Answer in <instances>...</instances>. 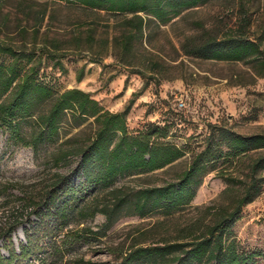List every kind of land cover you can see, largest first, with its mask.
<instances>
[{"label":"rangeland","instance_id":"rangeland-1","mask_svg":"<svg viewBox=\"0 0 264 264\" xmlns=\"http://www.w3.org/2000/svg\"><path fill=\"white\" fill-rule=\"evenodd\" d=\"M29 1L34 11L47 9L54 19L46 18L37 38L30 30L28 49L39 52L54 42L65 49L55 54L56 60L44 57L41 64L35 62L42 80L59 93L71 89L89 93L110 113L127 112L131 135L150 124L171 125L165 142L184 148L186 155L164 170L119 178L113 188L95 191L84 185L85 179L77 172L80 157L71 152L95 133L92 121L66 131L69 135L62 134L56 145L42 148L38 155L29 147L15 145L0 129V264H121L137 248L192 241L222 208L232 210L241 184L227 192L230 186L222 175H244L233 168L228 174H207L191 207L171 217L140 218L125 211L114 225L105 227L104 211H112L120 197L175 182L194 154L205 147L212 126L242 136L264 135V66L204 61L183 51L188 41L238 33L242 5L251 17L247 34L258 36L264 28V0H212L186 12L165 27L153 28L151 41L145 45L147 52L142 50L129 65L111 54L96 56L87 48L77 50L73 44L74 37L93 21L103 24L107 19L67 7L60 0ZM1 2L9 23L2 28L0 39L22 46L17 28L25 18L16 10L17 0ZM30 21L32 26L35 19ZM103 29L99 34L106 37ZM57 62L63 67H55ZM178 99L185 102V109L177 107ZM25 133H30L29 127ZM65 151L72 154L58 161ZM62 177L78 187L79 199L66 218L52 212L40 221L45 199ZM114 190L122 194H113ZM28 231L34 242L31 253L23 257L22 250L29 245ZM229 231L240 251L253 256L250 264H264V185Z\"/></svg>","mask_w":264,"mask_h":264},{"label":"trees","instance_id":"trees-1","mask_svg":"<svg viewBox=\"0 0 264 264\" xmlns=\"http://www.w3.org/2000/svg\"><path fill=\"white\" fill-rule=\"evenodd\" d=\"M60 1L67 7L107 19L103 24L93 21L84 33L74 37L77 50L87 48L96 56L111 54L120 63L129 65L138 60L142 50L147 52L145 45L151 41L153 28L165 27L186 12L207 6L212 0ZM32 4L29 0H17L16 10L25 18L19 21L17 28L23 45L0 39V129L9 140L31 148L38 155L42 148L56 145L62 134L67 136L68 131L92 121L91 124L96 125L95 133L86 144L71 152L80 157L77 172L85 179L84 185L95 191L113 188L119 178L150 175L181 160L186 150L165 142L171 125L150 124L131 135L126 123L127 112L110 113L89 93L78 89L59 93L42 80L35 62L41 64L44 57L56 60L55 54L65 49L55 42L45 45L39 52L28 49L26 39L30 30L37 38L46 18L54 19L47 9L34 11ZM245 8L242 5L238 33L222 38L207 35L200 41H188L183 46L185 55L204 61L257 63L263 67L264 28L256 37L247 34L251 17ZM4 10L0 0V33L9 23ZM34 19L35 23L30 26V20ZM101 28L106 37L99 34ZM54 66L63 67L60 62ZM27 127L29 134L25 133ZM71 154L65 151L57 160L66 161ZM232 168L244 172L238 177L222 175L230 186L227 192L241 184V193L232 210L222 208L217 218L200 229L201 233L192 241L137 248L126 255L121 264H250L253 256L240 251L237 242L230 239L229 230L243 207L256 200L264 185L263 134L242 136L212 126L205 147L194 154L189 167L175 182L140 189L131 197H120L112 211H104L105 227L114 225L125 211L140 218L171 217L184 211L191 207L207 174H228ZM78 192L69 178L62 177L48 193L46 210L40 213V221L52 212L66 218L79 199ZM120 193V190L113 191V194ZM26 234L29 245L23 248L22 256L31 253L34 242L33 235L29 231Z\"/></svg>","mask_w":264,"mask_h":264},{"label":"built area","instance_id":"built-area-1","mask_svg":"<svg viewBox=\"0 0 264 264\" xmlns=\"http://www.w3.org/2000/svg\"><path fill=\"white\" fill-rule=\"evenodd\" d=\"M177 107L179 109H185L186 108V104H185V102L182 99H178V101H177Z\"/></svg>","mask_w":264,"mask_h":264}]
</instances>
